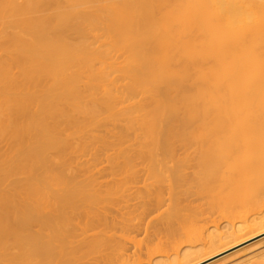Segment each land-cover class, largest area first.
<instances>
[{"label": "bare ground", "instance_id": "6f19581e", "mask_svg": "<svg viewBox=\"0 0 264 264\" xmlns=\"http://www.w3.org/2000/svg\"><path fill=\"white\" fill-rule=\"evenodd\" d=\"M20 1L0 0V18L9 21L7 24L11 31L13 29L20 31V33L14 31V34L9 32L12 34L8 35L9 38L4 33L5 35L0 38H4L3 41L5 38L8 39L7 43L5 42L7 49L3 51L5 53L8 50L5 56H9H4L6 59H1L3 61L0 60V139H7L12 146V150L0 153V264H74L85 258L81 254L80 256L84 258L79 256L77 261L76 257L85 247L88 248L86 253L90 252L91 255H93L91 251L98 253V247L106 242L99 241L102 236L106 237L107 231L105 232L102 227L108 224H104L107 222L105 221L107 216L102 213L100 207L103 209L102 205L105 203L113 205L114 202H118V200L103 202L105 196L110 198L111 194L117 195L115 197L113 195L114 198H118L120 194L127 196L129 192L126 193L125 187L131 191L127 183H133L136 179V176H132L137 170H132L135 168L134 164H137L133 163L135 158L141 160L139 164L150 167L144 171L148 174L146 176H149L148 182L142 178L146 182L142 184L144 189L142 187L138 189L140 192L136 190L141 195L138 192L135 194L130 192L140 195L135 196L137 197L135 201L145 204L148 209L144 207L145 205L143 207L147 212L152 211L151 207L155 209V204L160 206H157L158 209L166 204L165 201L164 203L161 201L163 200L161 196L165 193L161 191L160 194L158 191L163 189L162 186L160 189L157 185L158 188L155 189L154 184L166 179V182H163L165 186L167 178L170 181L169 190L172 189L175 194L181 191L179 189L177 192V188H180L178 185L183 182L184 185L194 183L199 195L201 192L209 194H206L208 198L202 193L200 195L208 201L212 196L215 199L226 194L220 199L221 205L217 204L222 209L220 207L216 209L223 210L225 221L222 224H214L197 231L184 229L183 234L181 232L179 234L183 240L175 233L181 242L176 239L175 241L178 240L180 243L175 242L176 244L167 245V248L154 250L144 264H202L264 234V0ZM23 13L24 15L27 13V17L18 20L15 15L21 16ZM13 16L17 20L13 21L11 18ZM186 37H189L188 40ZM9 65L10 68L11 66L17 68L19 75H15L19 78L10 74ZM81 84L84 85V90L80 87ZM127 103H130V107ZM124 106L129 108L126 109ZM101 118L104 121L109 119L107 122L111 121L108 124L111 126L117 124L120 126L123 121L126 123L127 128L121 127V130L119 128L120 132L117 131L118 125L115 126L117 132L115 134L120 133V137L114 138V142L117 143L119 140L125 145L130 142L132 148L140 144L139 148L132 150L131 146H126L130 148L129 151V148H118L122 144L112 145L117 148L110 147L112 143L108 137L107 142L102 141L105 144L109 142V148L117 151L116 156L114 153L111 156L114 155L118 160L115 158L112 161L110 156L109 159H105L111 160L109 161L111 166L114 164L111 170L116 168V171H125L123 169L127 165L119 162V156L133 166L130 168L128 165L126 168L129 169L122 174L124 176L129 170L133 171L128 172L131 178L127 174L129 179L126 181L122 176L125 186L124 184L120 186L121 181H118L119 184L111 182V186L117 187L120 192L110 186L115 193L106 187L104 193L101 191L103 194H97L96 192L100 190L99 185L96 187L95 179H89L91 175L88 178L90 182L86 181L89 174L85 176L82 174V178L86 177L83 179L86 182L81 180L76 183L78 177L75 179V176L66 175L68 172L63 173L68 168H64V171L59 168L57 171L58 168L53 167L57 154L62 153L59 155L61 160V156L66 155L63 151L71 149L72 145L67 144L72 141L62 139L64 135L61 137L66 128L77 127L72 129L74 137H78V140L80 138L81 145L88 144V148L92 146L88 150L90 151L96 147L95 142L103 138L101 135L100 138L93 135L97 133L95 131L93 133V130L104 122L101 123ZM97 122L99 126L95 125ZM83 125L86 129L92 128V130L88 128L90 131L87 130V135H84L86 129ZM105 127L103 130L106 131ZM77 132L78 134H75ZM123 132L135 135L126 136ZM88 133L92 136H88ZM81 135L87 136L88 143L84 140L82 142ZM131 138L134 141L138 138L134 142L136 146ZM90 141L92 145L89 144ZM81 147L79 149L82 152L85 149ZM179 148L180 151L196 149L194 150L196 152H193L195 158L192 154V157L189 156L191 160L194 158L192 162H195V172L191 176L189 174L186 177V174H183L190 163L181 160L182 157L180 159L176 156L177 159L173 156ZM122 150H128L127 152L134 156L133 165L130 161L132 158L129 154L121 152ZM103 152L105 156L106 150ZM138 152L142 154L139 155ZM80 156L79 158L86 157ZM183 156L186 158L188 155ZM99 158L103 161V157ZM118 162L122 165V170L119 164L117 166ZM90 167L92 168V165ZM88 169L89 167L86 172ZM120 171L118 172L121 174ZM94 172L91 174H95ZM41 173L48 176L40 178ZM116 173L114 175L119 174ZM13 174L26 175L25 183L23 185L21 183L22 190L24 189L22 195L14 194L16 191L8 193L1 190L6 177ZM136 174L138 172L134 175ZM148 183L150 184L147 190L145 185ZM90 184L93 186H89ZM14 185L10 189L15 188L21 192L19 187ZM173 185H177L176 190L170 188ZM94 191L93 196H100V200L94 201L92 197L89 198V194ZM174 193L173 195L170 193L173 198ZM132 194H128V197L133 200L135 197L134 195L132 197ZM153 195L156 196L153 198L154 200L156 198L158 203L151 199ZM144 196L148 201L151 199L153 206ZM101 197H104L103 200ZM141 197L142 201H138ZM175 199L173 203H176ZM87 201L93 208L96 202L99 204L102 201V204H99L101 210L99 214L106 216L105 220L103 218L104 222L101 220L103 226H99L104 234L101 230V235L99 229L97 233L93 231L99 233L101 237L95 236L94 233L95 239H92V235L88 238L97 240L89 241L90 243L88 238L81 239L83 235L89 234H84V230L82 228L80 230L78 225L71 224L74 213L79 208L89 211L88 207L84 208ZM135 204L137 206V203ZM135 204L131 207L135 208ZM233 204L242 207L247 213H243L245 210L242 212ZM169 205L170 203L168 209ZM175 205L179 207L178 203L174 204V208ZM94 209L99 211L98 208ZM145 209H140V213L142 210L145 213ZM236 209L241 210L243 214L236 216L238 215L234 212ZM128 210L130 212V209ZM230 210H234L236 217L232 216ZM178 211L175 212L177 215L172 212L174 213L172 216L169 210V214L173 219H176L175 216L178 219L181 217V212L179 214ZM91 212L94 211L91 209ZM91 212L90 214L87 212L90 217L88 220L94 224L99 223V217L102 215L98 214L99 217H95L98 215L94 212L95 216L92 218L94 213ZM129 212L126 211V214ZM227 214L231 216L227 217ZM76 218L80 222L81 218L77 215L74 216V219ZM107 220L109 222L110 217ZM131 220L127 223L130 224ZM181 220L185 222L184 219ZM81 221L84 222L82 219ZM116 221L113 223L114 226H118L119 222L115 225ZM85 222L84 225L88 223ZM123 222L125 223L120 221L121 224ZM113 224L112 222L108 224L107 229L111 230L110 226ZM131 224L133 225V221ZM92 225L93 223L85 227L92 230ZM97 225L95 224V229ZM123 226L122 229L126 227ZM74 230L81 231V234L78 232L75 234ZM167 231L169 232L168 229ZM77 234L82 236L79 237ZM171 234L175 235L173 232ZM251 247L254 249H245L247 251L240 257L234 258L233 255L240 253L236 252L231 254L233 260L232 257H227L229 259L226 261L225 257L221 258V261L225 260L223 264H264V246ZM124 253L123 249L117 252L121 260V262L118 260L119 264L128 260L129 256Z\"/></svg>", "mask_w": 264, "mask_h": 264}, {"label": "rangeland", "instance_id": "374dc122", "mask_svg": "<svg viewBox=\"0 0 264 264\" xmlns=\"http://www.w3.org/2000/svg\"><path fill=\"white\" fill-rule=\"evenodd\" d=\"M20 1V0H19ZM56 1V0H55ZM58 1V0H57ZM56 1V2H57ZM58 2H61V0H59ZM21 3V1L20 2H18V4H20ZM27 15V13L24 15V13L21 15V16H18V15H15V16H17V18H18V20H20L21 18H23L24 16H26ZM15 16H13V17H11V18H13L12 20L14 21V20H17V18L15 17ZM20 17V18H19ZM27 17V16H26ZM26 17H24V18H26ZM11 18H8V19H11ZM1 19V18H0ZM3 19H5V18H2L1 20H0V38L1 37H3V35H5V34H7V36L10 34V33H12V34H14V31H15V33L17 32V33H20V31L18 30V29H13V31H11L12 29H11V27L7 24V22H9L7 19L4 21ZM11 21V20H10ZM3 22V23H2ZM7 24V25H6ZM6 28H8L9 29V31H8V29H6ZM3 30V31H2ZM6 30H7V32H6ZM16 30H18V31H16ZM10 32V33H9ZM5 33V34H4ZM12 34H10V35H12ZM185 34V33H184ZM9 35V36H10ZM17 35V34H16ZM9 36H8V38H9ZM4 37H6V36H4ZM187 38V37H186ZM189 38V37H188ZM188 38H187V40H188ZM4 39V38H3ZM3 39H0V42H1V40H2V42L0 43V60L1 59H6L5 57H9L8 55L7 56H5V54H7V52H8V50H7V52L5 51V53H4V51L3 50H5V49H7L6 48V45H5V42L7 43V40L8 39H6L5 38V40L3 41ZM3 42H4V44H3ZM9 44V43H8ZM9 47H11V46H9ZM12 50V49H11ZM12 51H10V53H11ZM9 53V54H10ZM1 54H2V56H1ZM12 55V54H11ZM10 55V56H11ZM5 56V57H4ZM10 59V58H9ZM9 59H7V60H9ZM6 60V61H7ZM121 60V59H120ZM123 60V59H122ZM1 61H3V60H1ZM118 63V62H117ZM119 63H120V61H119ZM121 65V64H120ZM8 68H10V65H9V67ZM11 71V75L12 76H14L15 74L16 75H19V73H18V70H17V68L16 69H14V67H12L11 66V68H10V70H9V72ZM118 74V73H117ZM15 75V77H18V76H16ZM14 77V78H15ZM19 78V77H18ZM17 79V78H16ZM125 83V82H124ZM121 85V83H118V85ZM84 85L83 84H81L80 85V87H82L83 89L82 90H84V87H83ZM128 104V103H127ZM130 105V103L128 104V106ZM127 106V107H128ZM124 107H126V106H124ZM127 107H126V109H127ZM130 107V106H129ZM128 107V108H129ZM75 116V115H74ZM76 117H79L78 115H76ZM80 118V117H79ZM104 119H106L105 117H103ZM76 119H78V118H76ZM102 119V118H101ZM100 119V120H101ZM104 119H102L101 120V123L104 121ZM100 120L98 121L99 123H100ZM109 119H107V121H108ZM122 120V119H121ZM76 121V120H75ZM80 121V120H79ZM81 121H82V119H81ZM80 121V122H81ZM107 121H104L103 123H105L104 124V126H106L105 127V129H106V131L108 132V134H107V132L105 131V130H103L104 129V126H102L103 125V123H102V125L100 126V127H97L96 128V130H93V133H94V131L95 132H97L98 133V135H95V134H97V133H95V134H93L94 136H97L98 138H100L101 136L103 137V138H100V141L102 142V141H105V142H107L108 141V139H109V141H110V143H112V144H110V147L112 146V145H118V144H122V145H125V144H123V143H120L119 142V140L117 141V143L116 142H114V138H116V137H120L119 136V134H115V133H117L116 132V127H117V125H118V127H117V131H119L118 129L120 128V130H121V127H124V128H127L126 126L127 125H125L126 123L123 121V123L121 122V124L122 125H125V126H122V125H120L119 126V124H117V125H112L111 126V124L110 125H108L111 121H109V122H107ZM98 122H97V124H95L96 126L98 125H100V124H98ZM78 123V122H77ZM80 124V123H79ZM82 124V123H81ZM95 125H94V128H95ZM70 126V125H69ZM68 126V127H69ZM111 126V127H110ZM116 126V127H115ZM72 127V126H71ZM83 127H84V125H83ZM93 127V126H92ZM103 127V128H102ZM75 128H77V127H75ZM74 127L72 128V129H75ZM85 129H86V127H84ZM88 128H91V127H87V129H86V133L84 134L83 132L84 131H82L81 133H83L84 135H87V132L88 131H90V130H88ZM93 128V129H94ZM100 128V129H99ZM111 128V129H110ZM123 128V131L125 130ZM65 129V128H64ZM67 130V132L65 133L64 132V134H61V137L63 136V138L62 139H65V140H70V141H72L71 143H68V142H70V141H67V145H74L73 147L75 148H73L72 146H70L71 147V149H69L67 152H65V151H63L64 153H66V155L65 154H63V157L61 156V160L62 159H64V161L62 160V162H61V160H60V158H59V155H62V153L61 154H57V156H56V154L54 153L53 155V157H55L56 156V158H54L55 160H54V165H53V167H54V169L56 168H58L57 169V171L59 170V168H60V170L62 171H64V168H68L67 170H65L63 173H67L66 175H68V174H70V175H68V176H75V179L77 178L78 179V181H76L75 180V182L76 183H79V181L81 182V180H83V179H86V177H87V179L89 178V176L91 175V178H89V179H95L94 181L97 183H93L96 187H98L97 185H99V189L97 188V190H99V192H96L97 194L98 193H101V194H103L104 193V188H106V187H108V189L109 190H112L111 192H114L113 191V189H111L110 188V186H111V182L113 183L114 181V184H119L118 183V181H121L122 182V184H120V186L121 185H123L124 184V186L126 185V183H124L123 181H122V174H123V172H124V174L126 173V170H128L126 167L129 165L128 163H126L125 162V159L122 157V156H119V162L121 161V162H124L127 166L126 167H124L125 169H123V170H125V171H120V170H118V171H120V172H122L121 174L118 172V171H116L117 169L116 168H113L114 170H111L112 169V167L114 166V164L112 163V165L113 166H111V164L109 163V161H111L112 159L114 160L115 158H117V157H115L116 156V152L117 151H115L113 148H115L116 146H112L113 148H112V150H111V148H109V142H108V144L106 143L105 144V142L103 143H99V142H95V145H96V147H94V149L93 148H91L90 149V151H92V153L90 152V151H88L89 150V148L90 147H92V146H90L89 148L87 147V145L86 144H84V146L83 145H81V140H80V138H79V140H78V137H74V135H73V132H74V130H72L71 128H66ZM71 129V130H70ZM77 130V129H76ZM75 130V131H76ZM79 130V129H78ZM88 130V131H87ZM91 130H92V128H91ZM99 130V131H98ZM112 130V131H111ZM115 130V131H114ZM102 131H104V132H102ZM114 131V132H113ZM128 131V130H127ZM79 132V131H78ZM78 132L77 133H75V134H78ZM109 132H110V134H109ZM120 132V131H119ZM71 133H72V137H70V135H71ZM115 134V136H112V134ZM125 133H126V131H125ZM124 132H123V134H125ZM129 133V132H128ZM127 133V134H128ZM68 134V135H67ZM80 134V133H79ZM127 134H125L126 136H127ZM131 135L133 134V133H130ZM130 134H128V136H130ZM99 135H101V136H99ZM105 135H106V139H105ZM135 134H133L132 136H134ZM82 136V135H81ZM88 136H92V135H89V133H88ZM131 136V137H132ZM64 137H69L68 139L67 138H64ZM74 137V138H73ZM79 137H80V135H79ZM83 137V139H82V142H86L87 141V143H88V138H86L87 136H82ZM85 137V138H84ZM107 137H108V139H107ZM110 137H112L111 139H110ZM137 137V136H136ZM71 138V139H70ZM75 138H76V140H75ZM133 138V137H132ZM131 138V139H132ZM2 139H3V137H2ZM86 139V140H85ZM90 139V138H89ZM92 139H93V137H92ZM97 139V138H96ZM104 139V140H103ZM130 139V140H131ZM134 139V138H133ZM131 140V141H133V144H134V142H136V140L138 139H136L135 141L134 140ZM78 140V141H77ZM84 140V141H83ZM94 140V139H93ZM99 140V139H98ZM127 140H128V138H127ZM127 140H125L126 142H127ZM113 141V142H112ZM139 142H140V140H138ZM66 142V141H65ZM126 142H124V143H126ZM83 144V143H82ZM89 144H91V141H90V143ZM93 144V143H92ZM91 144V145H92ZM98 144H101V145H98ZM130 144H132V143H130L129 142V144L128 143H126V145H125V147L123 146V147H121L122 145H120L118 148H125V149H128L130 146V148H131V150L134 148V149H136V148H139L138 146L140 145V144H137V147L135 148V147H133L132 148V145H130ZM129 145V147H126V146H128ZM69 146H67V147H69ZM82 146V147H81ZM97 146H98V149H97ZM99 146H103L102 148L100 147V149H99ZM134 146H136L135 144H134ZM83 148L84 147V149L85 150H83L82 152L84 153V154H86V155H84L82 152H81V150L79 149V148ZM104 148V149H103ZM117 148V147H116ZM130 148H129V151H130ZM5 149V150H4ZM12 150V146H11V144H9L8 142H7V139H3V140H1L0 139V153H6L5 151H7V150ZM76 149H79V150H76ZM96 149V150H95ZM120 149V150H121ZM142 149V148H141ZM178 149V148H177ZM177 149H175V150H177ZM180 149L181 148H179V150H177V151H175V155H173L175 158H177L176 156H178L180 159H181V157H182V159L181 160H187L188 161V164H189V166H191V168H189V166H187L188 167V169H186V165H185V169L187 170H185V172L183 173V174H186V177L187 176H189V174H190V176H191V174L192 173H194L195 172V165H194V163L192 162V160L195 158V156L193 155V154H195V153H193V152H196V151H194V150H196V149H193V150H191V149H188V150H190V151H188V150H185V149H182L181 151H180ZM3 152H2V151ZM76 150V151H75ZM93 150H94V152H93ZM106 150V153L108 152L109 153V155H108V153H107V157H105L106 156V153H105V156H103L104 155V152L103 151H105ZM117 150V149H116ZM143 150V149H142ZM141 150V151H142ZM187 151L186 153H185V151ZM75 151V152H74ZM77 151H79V153H77ZM100 151V152H99ZM113 151V152H112ZM115 151V152H114ZM128 150H125V151H121V152H125V154L127 155V154H129V152H127ZM140 151V150H139ZM173 151V152H174ZM8 152V151H7ZM88 152V153H87ZM89 152H90V154H92V155H90L89 154ZM98 152V153H97ZM120 152V153H121ZM132 152V151H131ZM142 152H144V150L142 151ZM177 152V153H176ZM191 152V153H190ZM12 153V152H11ZM84 155H82V154ZM99 153H102V154H99ZM112 153H114L115 154V156L113 155V156H111L112 155ZM136 153H137V151H136ZM136 153L135 152H133V154H135L136 155ZM138 153H140L139 155H141L142 153L141 152H138ZM97 154L103 159V161L102 160H100V158H99V156H97ZM183 154L184 155H188V156H186V158L183 156ZM193 155V157L194 158H192V160H191V158L190 157H192V155ZM1 155V154H0ZM5 155V154H4ZM52 155V154H51ZM80 155H82L83 157H85V158H79V156ZM89 155V156H88ZM117 155H118V153H117ZM120 155V154H119ZM138 155V154H137ZM11 156V154H9L8 155V157H10ZM68 156V157H67ZM82 156H80V157H82ZM110 156V159L111 160H106L105 161V159H109L108 157ZM129 156L132 158L130 161H131V163H132V161H133V155H131V153L129 154ZM190 156V157H189ZM4 157V156H3ZM78 157V158H77ZM98 157V158H97ZM111 157H114V158H111ZM139 157V156H138ZM141 157V156H140ZM184 157V158H183ZM189 157V158H188ZM121 158V159H120ZM127 158H128V156H127ZM78 159V160H77ZM99 159V160H98ZM130 159V158H129ZM139 159V158H138ZM138 159L137 158H135L134 159V162L133 163H137V164H134V169H132V170H136L135 172H133V171H131V170H129L128 172L129 173H131V172H133L134 174L136 173V172H138V174H136V175H132L133 177L134 176H136V179H135V181L133 182V183H127V185H129L128 186V188H130L131 189V191H128L127 190V187H125L126 189V193H128L129 195H131L132 193H130V192H133L134 194H135V192H138L139 190L138 189H141V187H142V189H144L143 187H144V185L142 186V184H146V182H148V178H149V176H146V175H148V174H145V169H147L148 170V168H150V167H145V164H144V162H142L144 165H141V164H139V162L141 163V160L140 161H138ZM141 159V158H140ZM178 159V158H177ZM84 160H86V162L84 161ZM90 161V160H92V162L90 161V163L88 162V161ZM112 160V161H113ZM117 160H118V158H117ZM135 160L137 161V162H135ZM84 161V162H83ZM143 161V160H142ZM194 161V160H193ZM88 162V163H87ZM106 162H108V163H106ZM119 162L117 163V166H118V164H119ZM120 162V163H121ZM94 164V167H93V164ZM124 163H121L122 165H124ZM133 163H132V165H133ZM80 164H81V166H80ZM86 164H87V166H86ZM121 164H119V166H120V169L122 168L121 166ZM92 165V168H93V170H92V168L90 167V166ZM138 165V166H137ZM141 165V166H140ZM146 165H148L147 163H146ZM98 166V167H97ZM130 166V165H129ZM137 166V167H136ZM144 166V167H143ZM149 166V165H148ZM89 167V169H88V173L86 172V170H87V168ZM131 167H133V166H130V168ZM168 167H170V165L168 166ZM184 168H183V170H184ZM193 168V169H192ZM71 169V170H70ZM94 169H96L95 170V172H94ZM116 169V170H115ZM119 169V168H118ZM82 170H83V173H82ZM122 170V169H121ZM194 170V171H193ZM55 171V170H54ZM71 171V172H70ZM85 171V172H84ZM94 172L95 174H91V172ZM101 172V173H99V172ZM113 171L116 173H119V174H117V175H114L113 174ZM131 171V172H130ZM81 172V173H80ZM127 172V174H129ZM139 172H140V174H139ZM143 172V173H142ZM149 172V171H148ZM190 172V173H189ZM96 173H97V175H96ZM182 173V172H181ZM77 174V175H76ZM80 174V175H79ZM82 174H83V176H85V175H88V176H86L85 178H82ZM126 174V175H127ZM183 174H182V176H183ZM188 174V175H187ZM44 175V176H43ZM96 176L95 178L93 177V176ZM126 175H124L123 177V179H124V181H126V179H129V177H127ZM140 175V176H139ZM48 175H46V173H41L40 174V178H45V177H47ZM81 176V177H80ZM128 176H130V174L128 175ZM138 176H139V178H138ZM142 176V177H141ZM140 177H141V179H140ZM166 177V176H165ZM165 177H163V178H165ZM184 177V176H183ZM82 178V179H81ZM130 178H131V176H130ZM147 180L146 182H144V180ZM25 179H26V175H21V174H13V175H8L7 177H6V180H5V182H4V184L2 185V191H5V192H8V193H12V191L14 192V191H16L14 194H17V195H22V194H24V192H22L23 190H22V185L25 183L24 181H25ZM86 180V181H89L90 182V180ZM92 179V180H93ZM133 179V178H132ZM171 179V178H170ZM184 179H186L185 177H184ZM17 180V181H16ZM137 180V181H136ZM142 180H143V182H142ZM172 180V179H171ZM13 181V182H12ZM19 181H21V182H19ZM83 181H85V180H83ZM85 181V182H86ZM117 181V182H116ZM130 181H132V180H130ZM140 181V182H139ZM149 181H152V180H149ZM166 182V179H163V180H161V181H159V183H155L154 185H156V187L153 185V183L155 182V181H153V183H152V185L155 187V189L156 188H158L157 187V185L160 187V189H161V186H162V190H158L159 192H160V194H161V191L163 192V193H165V194H162V199L163 200H161L162 201V203H164V201H165V203L166 204H164V207H162L161 206V209L159 208H157V206H158V204H155V209H154V207H151V206H153V203H152V201H151V199L152 200H154V198L153 197H156V196H149V197H151V199H150V201H148V199H146V196H144L145 197V199L148 201V203L150 202L151 203V206H149V208L152 210V211H148L147 212V210L146 209H148V208H146V205L145 204H143L142 205V203L141 202H136L137 201V197H135V196H140L138 193H137V195H134V194H132V197H133V195H134V197L136 198H133V200L135 201H133L132 199H131V197L129 198L128 197V194H127V196H126V194L123 196L122 194H120V196H119V194H118V196L120 197V199H119V197L117 198H114L115 196H117V195H115V194H111L112 196H111V198L110 197H106L105 196V200H103V198H102V200H103V202L104 201H106V200H108V201H112V202H114V201H117L118 200V202H114L113 203V205H112V203H109V204H107L106 205V203L105 204H103L102 206H103V209H102V207H100L101 208V210H102V213L104 214L105 213V215L107 216H105L106 217V220H105V217L102 215V213H100L99 214V212L101 211L100 210V208H99V204L102 202H100L99 204H98V202H96V204H94L93 206H94V208H98L99 209V211L97 210V209H94L92 206H90L91 204L90 203H88V201L84 204V208L86 207H88V209H89V211H87V209H83V210H81L80 208H79V210L78 211H76L75 213H74V216H76L77 215V217L78 218H81L82 220H84V222L85 223H87L89 220V218L90 217H88L89 216V214H90V212H91V209H92V211H94V212H96L97 213V215L99 214V215H102L101 217H99V215L98 216H95V213L94 212H91V213H94V215L92 216V218L95 216V217H99L100 218V221H98V219L99 218H97V221L100 223L101 222V220L103 221V218H104V220L105 221H107V222H104V224L105 223H108L109 225L111 224V222H112V224L114 223V221H116V223H115V225L118 223V226H119V224H120V227H118V226H114V224L113 225H111L110 226V228H111V230L110 229H107L109 226H108V224H107V226L105 227V225H104V227H102L103 226V223L101 222L100 224L99 223H95V224H98L97 225V228L95 229V224H94V222H92L93 223V225H92V230H91V228L89 227L88 229L89 230H87L86 229V227H88V226H86V225H89V226H91V222L89 221L87 224H85L84 225V222L83 221H81V219H79L80 220V222H78V219L76 220V219H74V216H73V220H76V221H73L72 220V222H71V224L73 225V226H75V224H76V226L78 225V227H79V229L81 230V228H82V230H84V234L86 233V234H89V235H86V236H84L83 235V233H82V235H83V237H81L80 236V232H78L79 230H78V227H77V230L78 231H75L74 230V232H75V234H76V232H78V233H80L78 236L79 237H81V239L83 238V239H85V238H88V237H90L91 238V235H92V239H95L96 237L95 236H97V235H99V237H101V232L104 230L106 233H105V235H106V237L104 238V236H102L101 238H100V240L99 241H102V242H104V240L106 241V242H104V244H102L100 247H98L99 249H98V253H94L93 251H91L92 253H93V255H91V253L90 252H88V253H86L85 251L87 250L88 251V248H86L85 247V249H83V250H81V252L83 251V253H81V252H79L78 254H77V256L76 257H78V259H77V261L79 260V258L80 257H83V256H80L81 254L82 255H84L85 256V260H84V264H119L118 263V260L121 262V260H120V258H119V255L120 254H117V252H118V250H121L122 251V249H123V251L125 252V253H127V254H125L126 256H129L128 257V260H126L124 263L125 264H144L146 261H148V256H150L151 255V253H153L154 252V250H156V249H164L165 247L167 248L168 246L167 245H170V244H172V243H175V242H181V240H183L180 236H179V234H183V232L185 231V230H195V231H197L198 229H204V228H208V227H211L212 225H220V224H222L224 221H225V217H224V215H222V214H224L223 213V210H221L222 208L219 206V205H217V204H219L220 203V205H221V203H222V201L220 200V199H222V195H224V194H222L221 195V197L219 196L218 198H215V199H213L214 198V196H212V195H210V196H212V197H210V198H212V199H210V201H208V197H207V195H209V194H207V193H205L204 194V192H201L203 195H205L207 198H205V197H203V196H200L201 195V193H200V195H199V193H198V188H196V186L194 185V183H192L191 185H189V183H188V185L186 184V185H184L185 183L183 182L182 184H180V185H178V186H180V188H177L178 190H177V192L178 191H180L179 193L181 194H175L173 191H172V189H170L169 190V180H168V178H167V183H166V187L164 186V184H163V182ZM7 182V183H6ZM92 182V181H91ZM120 182V183H121ZM127 182H129V181H127ZM137 182H138V184H137ZM21 183H22V185H21ZM88 183V182H87ZM135 183V184H134ZM141 183V184H140ZM163 184V185H160V184ZM172 183L173 184H175L174 182H173V180H172ZM171 183V184H172ZM15 184L16 185V187L18 188L19 187V189H20V191L21 192H19V190L18 189H15V188H13L12 190L10 189L13 185ZM83 185H84V182L82 183ZM113 184V185H114ZM132 186H131V185ZM150 183H148L147 185H145L147 188V190H148V185H149ZM14 185V186H15ZM168 185V186H167ZM176 185V186H177ZM193 185V186H192ZM89 186H93V185H89ZM118 187H119V185H117ZM131 186V187H130ZM176 186H171L170 188H174L175 189V187ZM182 186V187H181ZM183 186H184V188H183ZM112 187V186H111ZM123 187V186H122ZM136 187H138L137 189H136ZM140 187V188H139ZM154 187H153V189H154ZM192 187V189H190ZM86 188V187H85ZM84 188V190H86ZM89 188V187H88ZM93 187H90V189H92ZM112 188H114V186L112 187ZM182 188V189H181ZM187 188V189H186ZM195 188V189H194ZM96 189V188H95ZM102 189V190H101ZM107 189V188H106ZM117 189V187L116 188H114V190H116ZM133 189H135V190H133ZM145 189V190H146ZM165 189V190H164ZM180 189V190H179ZM9 190H11V191H9ZM94 190V189H93ZM97 190H95V191H97ZM120 190H121V187H120ZM136 190H138V191H136ZM144 190V191H145ZM176 190V189H175ZM196 190V191H195ZM88 191V190H87ZM92 191V190H91ZM91 191H89V192H91ZM95 191L94 192H92V194H89V198L90 197H92L91 199H93L94 201H98V200H100V196H98L99 197V199H97L98 197H96V195L95 196H93V193H95ZM101 191H103V193L101 192ZM108 191V190H107ZM117 191H119L118 189H117ZM122 191V190H121ZM143 191V190H142ZM156 191V190H155ZM157 191V192H158ZM190 191V192H189ZM85 192V191H84ZM116 192V191H115ZM114 192V193H115ZM120 192V191H119ZM124 192V191H123ZM122 192V193H123ZM169 192V193H168ZM184 192H185V196H184ZM141 193H143V192H141ZM170 195H168V194ZM170 193H172V195H173V193L175 194L174 195V198L172 197V195L170 194ZM194 193V194H193ZM226 193V192H225ZM86 194L88 195V192H86ZM117 194V193H116ZM124 194V193H123ZM190 194V195H189ZM197 194V195H196ZM207 194V195H206ZM86 195V196H87ZM104 195H106V191H105V194ZM108 195H110V194H108ZM113 195H114V197H113ZM121 195L123 196V197H121ZM144 195V194H143ZM156 195V194H155ZM187 195H188V197H187ZM226 195V194H225ZM224 195V196H225ZM85 196V197H86ZM103 196V195H102ZM127 197V199H128V201H127V199H125L126 197ZM158 196H159V199H160V195H159V193H158ZM168 196H169V198H168ZM175 196H177V197H175ZM181 196V197H180ZM224 196H223V198H224ZM88 197V196H87ZM94 197H96V198H94ZM143 197V196H142ZM142 197H141V199L139 200V198H138V201H142ZM113 198H114V200H113ZM125 199V201H123L124 199ZM177 199V201H175L176 203H178V205H179V207L181 208H179V207H177L176 205H175V208L176 209H178L177 211H178V213L180 214V212H181V217H183V218H181V217H179L178 219H177V216H175L176 217V219L178 220H176V219H173V215H174V213L176 212L177 213V211H174V210H176L175 208H174V204H176V203H173L174 202V200L173 199ZM87 199V198H86ZM86 199H85V201H86ZM123 199V200H122ZM144 199V198H143ZM169 199H171L170 201H169ZM175 199V200H176ZM180 199V200H179ZM131 200V201H130ZM211 200H213L212 201V206H211ZM217 202H216V201ZM92 201V200H91ZM93 201V202H94ZM123 201V202H122ZM144 201V200H143ZM147 201H144V202H147ZM156 203H158L157 202V200H156V198H155V200H154ZM153 201V202H154ZM179 201H180V203H179ZM215 201V203H216V206H218V208L216 207V206H214L215 205V203L213 204V202ZM84 202V201H83ZM93 202H91L92 204H93ZM120 202V203H119ZM126 202H128L126 205H130L129 206V208H128V206H126V205H124V203H126ZM170 203V205H169V209H168V203ZM95 203V202H94ZM117 203V204H116ZM119 203V204H118ZM135 203H137V206H138V204H139V206L137 207L136 206V204ZM161 203V204H162ZM172 203V204H171ZM81 205H83L82 203H80ZM102 204V203H101ZM135 204V208H133L134 206H132L131 207V205H134ZM95 205H98V206H96L95 207ZM110 207H109V206ZM114 205H116V206H114ZM118 205V206H117ZM145 205V206H144ZM160 205V204H159ZM163 205V204H162ZM223 205V204H222ZM235 205H236V208L238 207V205L237 204H233V206L235 207ZM108 206V207H107ZM146 208H144V207ZM148 206V205H147ZM173 206V207H172ZM214 206V207H213ZM81 207V206H80ZM125 207V208H124ZM126 207H127V210H126ZM131 207V208H130ZM143 208V210L145 209V213H144V211L142 212L141 211V213H140V209H142ZM158 207H160V206H158ZM213 207V208H212ZM216 207V208H215ZM219 207L221 208L220 210L222 211V213H221V211H219V210H216V209H219ZM231 207H232V205H231ZM230 207V209H232ZM233 207V208H234ZM81 208H83V207H81ZM110 210H109V209ZM136 208H138L137 210H139V211H137L136 210ZM156 208L158 209V210H156ZM172 208H174L173 209V211H172ZM128 209H130V212H129V210ZM223 209L225 210V208H224V206H223ZM235 209V208H234ZM238 209H243L242 207H238ZM238 209H236L234 212H235V214H238V215H236V216H241L243 213H247V211L245 212L244 210H242V212H241V210L239 211ZM97 210V211H96ZM135 210V211H134ZM169 210H171V213L169 212ZM228 210V209H227ZM117 211H118V213H117ZM126 211L127 212H129L128 214H126ZM229 211V210H228ZM230 211H232V210H230ZM233 211H232V213H233ZM87 212H89V214L87 213ZM165 212V213H164ZM172 212H174V213H172ZM241 213V214H239V213ZM87 213V216L85 215ZM125 213V214H124ZM131 213H133V214H131ZM172 215V216H170V214ZM175 213V214H176ZM231 213V214H232ZM118 214V215H117ZM120 214H121V216H120ZM130 214V215H129ZM225 214H226V212H225ZM230 214V213H229ZM229 214H227V217H228V215ZM79 215V216H78ZM123 215V216H122ZM126 215V216H125ZM132 217V218H125V217ZM177 215V214H176ZM84 216V217H83ZM112 216H114L113 218H112ZM116 216V217H115ZM118 216H119V218H118ZM226 216V215H225ZM229 216H231V215H229ZM232 216L234 217L235 215H234V213L232 214ZM235 216V217H236ZM88 217V218H87ZM110 217V221L108 222V220H107V218H109ZM171 217H172V219H171ZM222 217H224V218H222ZM112 218V219H111ZM184 219V221L185 222H183V220H181V219ZM95 219V218H94ZM93 219V220H94ZM114 219V220H113ZM116 219V220H115ZM118 219H119V221H118ZM125 219H127V220H125ZM132 219V220H131ZM224 219V220H223ZM93 220H91V221H93ZM131 220V223H132V221H133V225L130 223H127V222H129ZM120 221H125V223L123 222L122 224L120 223ZM78 224H77V223ZM96 222V221H95ZM70 224V227H72V225ZM123 224L127 227H125V226H123ZM170 224V225H169ZM84 225V226H83ZM123 226V228L124 229H122V226ZM86 226V227H85ZM99 226H101L102 227V229H101V227L99 228ZM112 226H114L113 227V230H112ZM169 226V227H168ZM73 228V227H72ZM76 229V228H75ZM98 229H99V231H100V234L98 233V234H96L97 232H98ZM122 229V230H121ZM167 229L169 230V232L167 231ZM171 229V230H170ZM183 229V230H182ZM185 229V230H184ZM86 230V231H85ZM102 230V231H101ZM173 230V231H172ZM175 230V231H174ZM93 231H97L96 233L95 232H93ZM104 231L102 232L103 234H104ZM110 231V232H109ZM170 231H171V233L173 232L174 234L175 233H177L178 234V236H179V238H181V240L180 239H178V237L176 236L177 234H175V235H173V234H171L170 233ZM88 232V233H87ZM181 232V233H180ZM94 233L96 234L95 236H93L94 235ZM171 234V236L173 235V237H171L170 236V234ZM85 237V238H84ZM95 237V238H94ZM177 237V238H176ZM90 238H88V239H90ZM172 238H174V239H172ZM79 239V238H78ZM102 239V240H101ZM176 239H178L177 241H175ZM97 240V239H96ZM96 240L95 241H93V240H88V242L89 241H93V242H96ZM112 240L114 241V242H112ZM262 240H264V234L263 235H261V236H259V237H256V238H254V239H252V240H250V241H248V242H246V243H244V244H241V245H238L237 247H235L234 249H232V250H230L229 252L227 251L226 253H223L222 255H219V257H215V258H213V259H211V260H209V261H207V262H205V263H202V264H223V262H225V260L224 261H221V258H223V259H225V257H226V261H228V259L229 258H227V257H232L231 256V254H233V253H236V252H240V253H237V254H235V255H233L234 256V258H237V257H240L245 251H247V250H245V249H250L251 250V248L252 249H254V247H251V246H257V247H259V248H263V246H264V242L262 241ZM87 241V240H86ZM93 242H91V243H93ZM179 242V243H180ZM261 242H262V244H261ZM90 243V242H89ZM111 243H112V245H111ZM253 243H254V245H253ZM255 243H256V245H255ZM257 243H259V244H257ZM176 244V243H175ZM110 245L112 246V247H110ZM250 245V246H249ZM109 247V248H108ZM245 247V248H244ZM247 247V248H246ZM249 247V248H248ZM256 247V248H257ZM82 248H84V247H81V249ZM115 248H116V250H115ZM241 249H244V250H241ZM100 250V251H99ZM241 250V251H240ZM90 251V250H89ZM95 251H97V250H95ZM120 253V252H119ZM122 253V252H121ZM91 255V256H90ZM116 255H118L117 257H116ZM230 255V256H229ZM237 255V256H236ZM80 256V257H79ZM236 256V257H235ZM119 258V259H118ZM129 258H130V260H129ZM222 259V260H223ZM232 260H233V257L231 258ZM230 259V260H231ZM83 260H79L80 262L79 263H77V262H75L74 264H80ZM146 260V261H145ZM144 262V263H143ZM123 263V261H122V264H124ZM81 264H83V262L81 263Z\"/></svg>", "mask_w": 264, "mask_h": 264}]
</instances>
